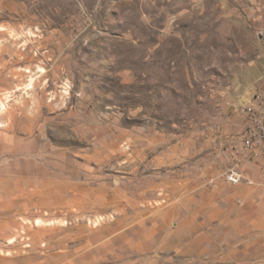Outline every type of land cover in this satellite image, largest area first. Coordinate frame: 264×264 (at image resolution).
Wrapping results in <instances>:
<instances>
[{"label":"rangeland","instance_id":"obj_1","mask_svg":"<svg viewBox=\"0 0 264 264\" xmlns=\"http://www.w3.org/2000/svg\"><path fill=\"white\" fill-rule=\"evenodd\" d=\"M258 98L264 0H0V264H264Z\"/></svg>","mask_w":264,"mask_h":264},{"label":"built area","instance_id":"obj_2","mask_svg":"<svg viewBox=\"0 0 264 264\" xmlns=\"http://www.w3.org/2000/svg\"><path fill=\"white\" fill-rule=\"evenodd\" d=\"M242 113L245 118L246 137L240 143L237 163L250 162L254 157L262 158L264 162V99H256ZM218 177L233 186L254 185V181L246 177L237 165L222 171Z\"/></svg>","mask_w":264,"mask_h":264},{"label":"crops","instance_id":"obj_3","mask_svg":"<svg viewBox=\"0 0 264 264\" xmlns=\"http://www.w3.org/2000/svg\"><path fill=\"white\" fill-rule=\"evenodd\" d=\"M257 160H259V158H257ZM256 160V161H257ZM255 163L254 160H252V162H243L241 163L242 165L239 167V169L245 174L246 177L250 178L251 174H253L254 170L257 169L259 166L253 165V166H248L251 165V163ZM261 163V162H260ZM243 168V169H242ZM262 168H264V164L262 165ZM261 168V169H262ZM253 171V172H252ZM261 171V170H260ZM255 175V174H254ZM257 175V174H256ZM257 176H260V172L258 173ZM251 179V178H250ZM242 186V185H241Z\"/></svg>","mask_w":264,"mask_h":264}]
</instances>
